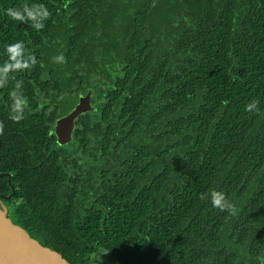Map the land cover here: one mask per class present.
Listing matches in <instances>:
<instances>
[{"label":"trees","instance_id":"1","mask_svg":"<svg viewBox=\"0 0 264 264\" xmlns=\"http://www.w3.org/2000/svg\"><path fill=\"white\" fill-rule=\"evenodd\" d=\"M18 1L51 13L37 64L62 75L65 103L75 79L98 102L75 133L82 152L93 139L87 167L59 150L27 163L3 141L24 177L12 220L71 264L100 248L119 264H264V0Z\"/></svg>","mask_w":264,"mask_h":264},{"label":"flooded vegetation","instance_id":"2","mask_svg":"<svg viewBox=\"0 0 264 264\" xmlns=\"http://www.w3.org/2000/svg\"><path fill=\"white\" fill-rule=\"evenodd\" d=\"M19 2L18 0H0V67H3L1 61H4L5 56L7 57V61H9L7 46L16 42L23 43L25 57H27L28 54L34 55L36 61L40 59L39 56L44 58L48 51H51L48 45L49 39L45 26L38 31L30 26V22L25 23L19 21V23H17V20H13L5 14L6 9L16 8L15 6H17ZM31 68L20 72H10L8 74V82L4 87H0V121H2L4 125L3 134L0 135V150L3 141H7L10 147L13 148L15 155H22L24 158L28 159L27 163L34 165H37L38 161L42 162L46 160L45 158L50 154L52 156L53 153H57L56 150H59L64 154L59 158L61 165H75L74 160L79 159L80 162L81 159V167H87L88 162L92 158H88V154H84V151L93 145V139H91L89 146H87L88 143L84 145L87 146V148L83 149L82 152L78 147V139L75 138V133L83 128V126H80L82 124L80 117L82 118L83 115L92 111L95 105L97 106L98 100H94L93 89L89 87L84 93L80 86V79H75L71 87L75 95L71 99L68 98L70 101L69 104L65 103L68 95L63 92L64 84L62 82V75L48 72L46 70L47 68L37 63ZM13 76L15 79L11 78ZM71 76H74V74L68 71L66 77ZM16 81L22 82L21 88L16 89ZM44 82H50L53 89L51 88L49 91L44 89L43 86L46 85ZM13 91H17L26 97L28 105V107L24 109V118L18 123H14L9 118L11 105L13 103L10 94ZM89 93H91L90 103L92 108L80 113L75 118L70 138L68 140H60L54 130L56 121L71 113L79 104L80 99ZM33 121L43 124V127H48L44 139H32L29 136L36 133L33 130L27 129V126L31 125ZM86 134L90 136L91 132ZM81 135L83 136V134ZM35 141L37 142L34 143ZM37 143L42 145L40 151L37 150ZM31 154L32 157L30 156ZM81 155L86 156L85 161L81 158ZM2 160L7 161L2 162ZM11 164H13V161H10L4 156L2 157L0 154V206L3 208L5 207L7 215L11 219H14L13 215L22 202V197L19 196V193L21 192V182H24V177L19 174L18 170L11 169L10 167L13 168ZM100 251H104L110 256L106 250L100 248L91 252L88 258H90L91 254H97ZM113 260L119 264L115 259ZM79 264H82V262Z\"/></svg>","mask_w":264,"mask_h":264},{"label":"clouds","instance_id":"3","mask_svg":"<svg viewBox=\"0 0 264 264\" xmlns=\"http://www.w3.org/2000/svg\"><path fill=\"white\" fill-rule=\"evenodd\" d=\"M5 14L11 17L13 20L20 22L29 23L30 26L36 30H41L44 27V21L47 20L51 13L48 11L45 5L43 4H23L21 8H8L5 10ZM7 52L9 55V61L5 62L3 67H0V87H4L9 79L10 72H20L33 67L37 61L34 55L28 54L25 57L24 45L22 42H16L7 46ZM54 62L62 64L66 62V58L63 54H59L54 57ZM15 79V77H11ZM16 89L21 88L22 82L16 81ZM12 105L11 113L9 118L14 122L18 123L24 118V109L28 107L26 102V97L17 91H13L11 94ZM259 101H252L245 105L246 111H255L259 113ZM4 125L0 121V135L3 134ZM200 199H205V196L201 194ZM211 203L214 208L219 209L220 211H228L230 214H236V206L230 202L226 195L223 192L213 190L211 192ZM101 253L98 252L94 257L95 264L101 259Z\"/></svg>","mask_w":264,"mask_h":264},{"label":"water","instance_id":"4","mask_svg":"<svg viewBox=\"0 0 264 264\" xmlns=\"http://www.w3.org/2000/svg\"><path fill=\"white\" fill-rule=\"evenodd\" d=\"M91 93L80 99L79 104L67 116L55 123L59 139L68 140L74 120L92 108ZM0 264H71L53 247L42 245L19 223L14 222L7 210L0 206Z\"/></svg>","mask_w":264,"mask_h":264},{"label":"rangeland","instance_id":"5","mask_svg":"<svg viewBox=\"0 0 264 264\" xmlns=\"http://www.w3.org/2000/svg\"><path fill=\"white\" fill-rule=\"evenodd\" d=\"M95 255L96 253L91 254L90 258L82 262V264H95V261L93 259ZM97 264H117V263L113 260L111 256H108L107 253H101V259L97 262Z\"/></svg>","mask_w":264,"mask_h":264}]
</instances>
